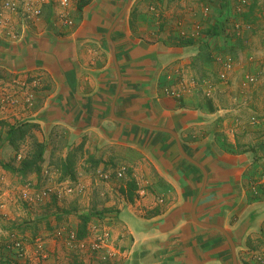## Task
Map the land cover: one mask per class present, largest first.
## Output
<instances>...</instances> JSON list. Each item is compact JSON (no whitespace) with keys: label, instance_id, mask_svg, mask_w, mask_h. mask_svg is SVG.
I'll list each match as a JSON object with an SVG mask.
<instances>
[{"label":"rangeland","instance_id":"374dc122","mask_svg":"<svg viewBox=\"0 0 264 264\" xmlns=\"http://www.w3.org/2000/svg\"><path fill=\"white\" fill-rule=\"evenodd\" d=\"M24 3L0 0V31L20 30ZM129 14L140 37L182 50L159 87L195 117L186 138L238 159L229 219L256 211L263 230L248 235L245 254L264 264V0H136ZM42 87L52 88L44 74L0 75V264H139L143 243L124 221L138 228L130 212L151 217L172 204L152 181L154 157L88 135L70 142L28 121ZM24 159L39 171L22 175Z\"/></svg>","mask_w":264,"mask_h":264},{"label":"crops","instance_id":"0c3cea01","mask_svg":"<svg viewBox=\"0 0 264 264\" xmlns=\"http://www.w3.org/2000/svg\"><path fill=\"white\" fill-rule=\"evenodd\" d=\"M135 1L131 0L111 32L117 64L107 33L126 0H86L69 6L70 25L57 16L54 8L56 13L46 18V9L52 7L45 6L40 17L22 21L15 34L2 29L0 75L44 74L52 84V88L38 91L40 103L36 106L40 104V108L28 115V121L47 129L59 128L70 142L77 143L88 135L131 144L154 157L152 181L163 191L169 189L164 198L172 204L151 217L128 210L138 228L124 223L145 251L139 264H229L228 246L215 229L191 219V202L200 189L203 173L176 151L172 135L117 117L176 131L185 149L207 173L197 205L198 218L228 230L236 240L238 263L253 264L245 252L249 249L248 235L263 230L256 211L246 209L233 223L229 219L239 205L234 183L238 159L219 152L210 142L186 138V127L195 117L177 103L175 96L159 87L160 73L182 50L140 37L129 27V11Z\"/></svg>","mask_w":264,"mask_h":264},{"label":"water","instance_id":"95a60500","mask_svg":"<svg viewBox=\"0 0 264 264\" xmlns=\"http://www.w3.org/2000/svg\"><path fill=\"white\" fill-rule=\"evenodd\" d=\"M130 3H131V0H126V3L124 5V7L120 11V13L117 15V17L113 20L111 26L109 27L108 33H107L108 41L110 42V44L112 45V48H113L112 49V53H113L114 61H115L116 64H117V62H116V57H115L114 44H113V41L111 39V32L115 28V26H117L119 21L126 14ZM118 83H119V87H120V84H121V76H120V74L118 75ZM116 119L120 120V121H125V122L137 123V124H139V125H141L143 127H148L150 129H154L155 131L158 130V131L167 132V133L172 135L176 151L182 156V158L185 161H187L188 163L198 167L203 173V181H202V183L200 185V189H199L197 195L195 196V198L193 199V201L191 202V209H190V217H191V219L195 223H197L199 225H204V226L211 227V228L215 229L218 233H220V235L222 236V238L224 239V241L227 243V246H228L229 264H239L238 263L237 254H236V247H237L236 240L233 237V235L230 232H228V230H226L220 224H215V223L202 221L201 219L198 218L196 210H197L198 202H199V200H200V198H201V196H202V194L204 192V189L206 187V184H207V173H206V170H205L204 166L199 161L194 159L188 153V151L185 149L184 145L179 140V137H178L176 131H174L173 129H170L168 127L153 125V124L144 123V122H141V121H134L132 119L124 118V117H117Z\"/></svg>","mask_w":264,"mask_h":264},{"label":"built area","instance_id":"2783aa9c","mask_svg":"<svg viewBox=\"0 0 264 264\" xmlns=\"http://www.w3.org/2000/svg\"><path fill=\"white\" fill-rule=\"evenodd\" d=\"M86 0H24V9L28 10L26 13L27 18H38L41 15L45 6H51L57 11V16L65 22V24H72L73 21L69 16V6L73 4H81ZM13 2L8 1L4 7H8L10 11H15L16 5L13 6ZM18 8V6H17ZM56 13V12H55Z\"/></svg>","mask_w":264,"mask_h":264},{"label":"trees","instance_id":"16d2710c","mask_svg":"<svg viewBox=\"0 0 264 264\" xmlns=\"http://www.w3.org/2000/svg\"><path fill=\"white\" fill-rule=\"evenodd\" d=\"M17 132V129L14 126H10L8 129V134L6 137L7 139L11 140V138L13 139V134H15ZM34 166V162L33 161H28V160H23L22 163H20V171L22 175H27L30 172H38L39 171V167H33ZM22 168V169H21Z\"/></svg>","mask_w":264,"mask_h":264}]
</instances>
